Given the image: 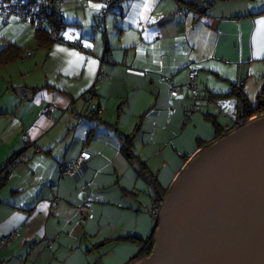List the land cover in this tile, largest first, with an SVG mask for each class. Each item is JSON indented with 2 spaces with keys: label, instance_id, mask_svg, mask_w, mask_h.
<instances>
[{
  "label": "crops",
  "instance_id": "0c3cea01",
  "mask_svg": "<svg viewBox=\"0 0 264 264\" xmlns=\"http://www.w3.org/2000/svg\"><path fill=\"white\" fill-rule=\"evenodd\" d=\"M122 1L104 37L69 33L81 23L65 10L60 38L46 48L36 41L29 64L19 66L26 81L0 87L4 95L14 91L0 104V175L7 173L0 240L20 232L0 246V264L139 261L156 225L150 209L158 195L149 176L168 193L190 160L237 123L238 80L257 104L264 87V0ZM190 2L208 8L200 12ZM93 8L96 22L103 2ZM101 70L105 77L98 79ZM191 70L201 99L185 123ZM48 105L52 118L44 112ZM120 135L134 137L137 159L124 154ZM80 156L88 170L76 182L61 169ZM85 200L91 216L82 222Z\"/></svg>",
  "mask_w": 264,
  "mask_h": 264
},
{
  "label": "water",
  "instance_id": "95a60500",
  "mask_svg": "<svg viewBox=\"0 0 264 264\" xmlns=\"http://www.w3.org/2000/svg\"><path fill=\"white\" fill-rule=\"evenodd\" d=\"M133 264H264V115L190 160L164 198L153 252Z\"/></svg>",
  "mask_w": 264,
  "mask_h": 264
},
{
  "label": "built area",
  "instance_id": "2783aa9c",
  "mask_svg": "<svg viewBox=\"0 0 264 264\" xmlns=\"http://www.w3.org/2000/svg\"><path fill=\"white\" fill-rule=\"evenodd\" d=\"M105 4V7L101 11L100 15V24L105 25V19L112 10H114L119 5V0H102ZM63 0H0V16L5 23L9 22L12 17L19 19L31 21L35 27L47 26L52 29V38L58 40L61 36L63 28V18L64 11L62 9ZM208 8V5L201 3L198 5L200 12H205ZM85 49V48H84ZM105 73L101 70L98 74V79H103ZM197 72L196 70H191L189 72V82L188 88L191 92V102L185 107L184 121L185 123H190L194 114L199 109V100L201 99L200 89L197 84ZM240 80L237 81V85H241ZM94 93V90L91 89L88 94L87 104L90 103V99ZM172 94H177L175 87L171 89ZM215 98H210L208 102L212 105H215L217 102ZM54 107L48 105L44 108V112L47 117H53ZM246 122L243 119L239 120V126L244 125ZM23 140L28 144H31V140L27 134H24ZM88 170L87 158L85 156H80L78 159L73 160L65 164L61 172L62 174H67L71 176L76 182L81 181ZM164 202L163 199H157L154 201L150 213L152 214L154 221L157 222L160 218L162 205ZM58 203V198L54 197L52 199V206L55 208ZM81 221L87 222L91 216V206L90 201L85 200L80 207ZM20 235V232L15 230L5 236L0 240V246L7 247L12 241ZM47 243L52 246L54 241L48 240Z\"/></svg>",
  "mask_w": 264,
  "mask_h": 264
},
{
  "label": "rangeland",
  "instance_id": "374dc122",
  "mask_svg": "<svg viewBox=\"0 0 264 264\" xmlns=\"http://www.w3.org/2000/svg\"><path fill=\"white\" fill-rule=\"evenodd\" d=\"M94 1L101 2L102 0H63L62 9L71 11V15L69 16L74 21H79L81 23V26H73L74 23H72V26L77 28V30L68 29L67 31L70 33L72 31H75L76 34H82V30L85 32H92L95 33L97 36L104 37V32L106 29L110 31V18L112 14L115 12V10H112L110 13H108L109 17L105 19V25H96V22H99L101 11L105 7V4L103 2V8L100 11V13L97 15L96 22H91V15L93 13V7H94ZM122 0H119V2ZM118 2V3H119ZM123 2V1H122ZM121 3V2H120ZM65 17V16H64ZM64 20V18H63ZM107 22V23H106ZM95 25V26H94ZM81 28V29H80ZM96 28V29H95ZM64 29V28H63ZM35 26L32 24L29 20L19 19L16 17H12L9 22L5 23L2 17L0 16V47L7 45L8 43L14 41L13 43H18L21 45L27 52L31 53V51L36 49V40H35ZM63 32V30H62ZM83 32V33H85ZM86 34V33H85ZM84 34V36H85ZM112 38V36H111ZM106 41V38H105ZM112 42L114 40H111ZM22 43V44H20ZM26 52V53H27ZM32 59L30 55L22 59L21 61H17L12 64L3 65L0 67V87L2 89L5 84H9L8 81H13V85L21 84L22 82H25L26 80L22 78V76L19 74L21 64L26 66V64H29V61ZM20 66V67H19ZM16 92V91H15ZM14 91L10 90L9 94L4 95L2 90L0 91V104H2V100L6 97L14 96ZM253 105H255V100H252Z\"/></svg>",
  "mask_w": 264,
  "mask_h": 264
},
{
  "label": "trees",
  "instance_id": "16d2710c",
  "mask_svg": "<svg viewBox=\"0 0 264 264\" xmlns=\"http://www.w3.org/2000/svg\"><path fill=\"white\" fill-rule=\"evenodd\" d=\"M190 5L198 6L201 4L200 2H190ZM63 5V4H62ZM33 24V23H32ZM34 25V24H33ZM52 29H50L47 26L42 27H35V38L37 41V47L38 48H46L49 47L54 41H56L54 38H52ZM27 51L19 44L10 42L5 46L0 47V67L3 65H8L15 63L19 60L24 59L27 56ZM29 55V54H28ZM232 94L236 96L237 98V111H238V121L237 123L228 131L222 132L217 139L226 136L227 134L233 132L237 128H239V120L243 119L245 122H248L252 118L264 115V87L262 88L261 92L259 93L257 97V104L255 106H252L249 102V99L247 95L244 93L241 85L234 84V88L232 90ZM95 115V114H94ZM122 138V149L124 154L128 157L130 160L137 159L138 156L134 152V137L129 135H120ZM208 145V144H205ZM15 155L8 161V164L11 165L14 161ZM141 164V171L142 175L147 176V173L149 172L146 169V166L144 162L140 161ZM2 169V168H1ZM3 168L2 170H4ZM5 173L3 177L0 175V187L4 184L6 180ZM149 179L154 183L156 189H157V195L158 199H163L167 195V190L160 189L157 180L150 178ZM159 227V220L156 222L155 229L153 233L149 236L148 239L143 241L140 254L138 255L139 260L143 259L145 257H149L151 253L153 252V249L155 247V238L157 229Z\"/></svg>",
  "mask_w": 264,
  "mask_h": 264
}]
</instances>
